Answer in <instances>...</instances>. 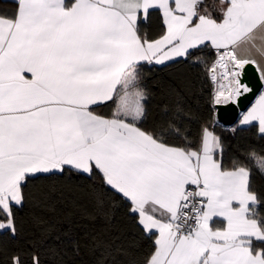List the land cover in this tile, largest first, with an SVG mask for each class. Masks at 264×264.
<instances>
[{"label":"snow or ice","instance_id":"6c2138e0","mask_svg":"<svg viewBox=\"0 0 264 264\" xmlns=\"http://www.w3.org/2000/svg\"><path fill=\"white\" fill-rule=\"evenodd\" d=\"M13 2L11 13L0 12V230L15 236L16 211L44 198L32 182L54 190L99 174L91 199L100 230L48 248L51 264H76L85 251L90 264H137L113 193L156 236L144 264H264V248L253 242L264 241V219L251 190L264 154L252 150L224 167L213 130L202 126L196 142L182 130L192 113L176 87L149 126L154 91L141 72L144 64L199 60L195 50L210 45L211 110L237 103L252 91L243 83L248 65L264 81V0H227L219 21L201 14L198 0ZM150 10L162 16L155 38L139 27ZM252 122L264 136V93L239 121ZM11 264L25 262L17 254ZM32 264L43 261L33 254Z\"/></svg>","mask_w":264,"mask_h":264},{"label":"trees","instance_id":"16d2710c","mask_svg":"<svg viewBox=\"0 0 264 264\" xmlns=\"http://www.w3.org/2000/svg\"><path fill=\"white\" fill-rule=\"evenodd\" d=\"M207 0L198 5L203 12ZM12 0H0V12L11 13L14 10ZM162 16L159 10H151L146 21L141 19L139 27L142 33L151 37H158L162 31ZM193 51V50H191ZM199 60L190 57L187 61L181 59L179 63L166 66L144 64L141 69L143 79L152 87L154 97L148 104L151 126L153 118H162L161 106L172 103L167 96L168 87H176L182 91L187 107L191 109V118L183 122L182 130L194 142L199 140L202 126L220 137L223 144L222 163L224 167H231L234 159L246 156L254 150L264 154V136L258 132V124L247 127H225L217 123L216 112L213 113L210 99L215 88L214 83L205 71V65L211 66L216 60V50L210 45L201 46L195 50ZM203 61V63L201 62ZM104 108V112H109ZM215 121V123H214ZM174 143H179L173 136ZM251 164V161H248ZM102 178L97 174L92 179L73 178L71 181H61L54 190L49 182L34 181L29 185L32 193H44V198L34 197L22 210L15 213L17 233L0 231V264H11L12 257L19 254L25 264H32L33 254H37L43 264H51L47 249L58 243H66L70 239L83 238L87 234L98 232L101 223L92 217L93 204L91 192L99 187ZM251 190L256 194L258 204L255 207L258 219H264V175L253 172ZM113 198L119 205L117 224L125 242H131L132 258L137 264H144L146 258L154 251V235L140 230L135 221L126 214V207L119 194L113 193ZM38 220L41 221L38 223ZM216 227H221L219 223ZM257 248H264V241L253 240ZM91 257L85 251L76 260V264H90Z\"/></svg>","mask_w":264,"mask_h":264},{"label":"water","instance_id":"95a60500","mask_svg":"<svg viewBox=\"0 0 264 264\" xmlns=\"http://www.w3.org/2000/svg\"><path fill=\"white\" fill-rule=\"evenodd\" d=\"M243 83H246L252 91L240 97L237 103L216 106V120L222 126L233 127L237 125L241 114L251 107L263 90L260 73L252 65L246 67Z\"/></svg>","mask_w":264,"mask_h":264},{"label":"crops","instance_id":"0c3cea01","mask_svg":"<svg viewBox=\"0 0 264 264\" xmlns=\"http://www.w3.org/2000/svg\"><path fill=\"white\" fill-rule=\"evenodd\" d=\"M13 1V0H12ZM203 1V0H198V4H197V7L199 5V3ZM72 0H65V3L66 4H69L71 3ZM227 0H207V3L208 5H206V8L203 12H201V14H209L211 15L212 18L214 19H217V21H219L220 19H222V14H223V8L226 4ZM151 11V10H150ZM214 49V48H213ZM215 50V49H214ZM191 51V50H190ZM173 62H167V65L171 64ZM158 66H165V65H158ZM215 85V84H214ZM215 87H217V85H215ZM264 93V81H263V90L261 91V93L259 94V96ZM259 96L255 99V101L253 102V104L251 105V107L243 114H241L240 118H239V121L242 119L243 115L246 114L251 108L252 106L255 104V102L257 101V99L259 98ZM237 123V125L239 127H247L249 125H252V124H258L257 122H252L248 125H241L240 123ZM218 123V122H217ZM219 124V123H218ZM221 125V124H220ZM216 135V134H215ZM258 204V203H257ZM257 206V205H256ZM221 225L222 227V223L220 222H217ZM150 235V234H149ZM155 236V235H154ZM156 238V236H155ZM255 240V239H254ZM258 241V240H257Z\"/></svg>","mask_w":264,"mask_h":264},{"label":"rangeland","instance_id":"374dc122","mask_svg":"<svg viewBox=\"0 0 264 264\" xmlns=\"http://www.w3.org/2000/svg\"><path fill=\"white\" fill-rule=\"evenodd\" d=\"M0 231H2V230H0Z\"/></svg>","mask_w":264,"mask_h":264}]
</instances>
